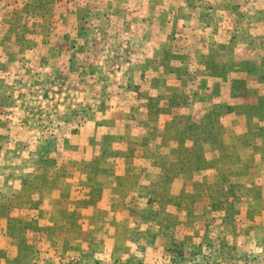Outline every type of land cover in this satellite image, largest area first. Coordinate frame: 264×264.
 Instances as JSON below:
<instances>
[{
    "label": "rangeland",
    "instance_id": "rangeland-1",
    "mask_svg": "<svg viewBox=\"0 0 264 264\" xmlns=\"http://www.w3.org/2000/svg\"><path fill=\"white\" fill-rule=\"evenodd\" d=\"M0 264H264V0H0Z\"/></svg>",
    "mask_w": 264,
    "mask_h": 264
}]
</instances>
